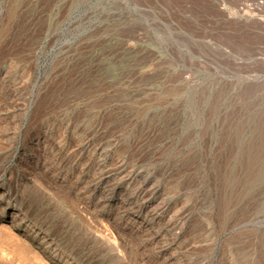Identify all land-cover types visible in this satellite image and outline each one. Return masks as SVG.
I'll list each match as a JSON object with an SVG mask.
<instances>
[{"label": "rangeland", "instance_id": "1", "mask_svg": "<svg viewBox=\"0 0 264 264\" xmlns=\"http://www.w3.org/2000/svg\"><path fill=\"white\" fill-rule=\"evenodd\" d=\"M4 190L28 264H264V0H0Z\"/></svg>", "mask_w": 264, "mask_h": 264}, {"label": "bare ground", "instance_id": "2", "mask_svg": "<svg viewBox=\"0 0 264 264\" xmlns=\"http://www.w3.org/2000/svg\"><path fill=\"white\" fill-rule=\"evenodd\" d=\"M144 189L136 195V197H139L140 195L144 194ZM8 190V189H7ZM105 202L110 203L111 199L106 198ZM153 201L150 202L152 204ZM11 206L15 210L14 215H9L11 212ZM0 209L2 210L1 217H0V256L3 258L11 257L13 256L18 260L20 264H28L29 260H36L37 256L34 251L30 248V246L24 242L21 238L17 237L12 230L10 229V226L7 225L10 221H15L21 219L23 223H30L33 229H37L38 234H43L40 227H38L37 223L30 222V217L27 215L26 212L23 211V209L20 207V204L15 202L12 195H9L6 190L4 192L0 193ZM149 204H140L137 205L135 208L137 209V212H143L144 210L148 209ZM126 208V207H125ZM126 215L131 219V216L134 217V220H139V217L134 215L133 213H130V209H125ZM15 223V222H13ZM37 227V228H36ZM24 233L26 234V237L32 240V242H35L40 236L38 234H32L31 232L24 230ZM42 239V238H41ZM40 240V238H39ZM44 244L47 246V248H50L54 254H56L59 259L54 258L56 264H62L61 258L63 257V254L57 249V247L47 238L45 235L42 239Z\"/></svg>", "mask_w": 264, "mask_h": 264}]
</instances>
